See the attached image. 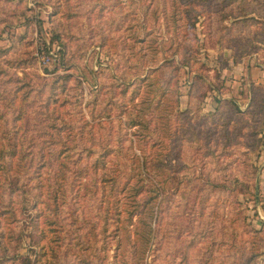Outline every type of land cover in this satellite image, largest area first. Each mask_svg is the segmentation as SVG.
Masks as SVG:
<instances>
[{
    "label": "rangeland",
    "instance_id": "rangeland-1",
    "mask_svg": "<svg viewBox=\"0 0 264 264\" xmlns=\"http://www.w3.org/2000/svg\"><path fill=\"white\" fill-rule=\"evenodd\" d=\"M263 106L264 0H0V264H264Z\"/></svg>",
    "mask_w": 264,
    "mask_h": 264
},
{
    "label": "trees",
    "instance_id": "trees-1",
    "mask_svg": "<svg viewBox=\"0 0 264 264\" xmlns=\"http://www.w3.org/2000/svg\"><path fill=\"white\" fill-rule=\"evenodd\" d=\"M264 107V106H263ZM137 121V120H136ZM138 123L140 122V120L137 121ZM16 162L15 160H13V163ZM2 202H0V210L3 211L1 216L3 217H7L8 213L9 214H14V212L9 208L10 207V204H1ZM5 205V206H3ZM110 210V208H109ZM136 232H139L137 231V228H136ZM152 234H153V231L152 229L149 231V234L146 238V241H147V244L149 245L150 244V241H151V237H152ZM7 237V234L4 233V234H1L0 235V240H5ZM42 251L43 253L35 260V263L34 264H43V261H41V256L45 255L46 254V251L42 248ZM4 258H12V261L16 262L17 260H19V256L18 254L15 256V254H12L10 256V254H7L6 256H4ZM2 259V258H0ZM22 260V263L23 264H30L31 263V260L29 258H25V257H21L20 258ZM29 259V260H28Z\"/></svg>",
    "mask_w": 264,
    "mask_h": 264
},
{
    "label": "built area",
    "instance_id": "built-area-1",
    "mask_svg": "<svg viewBox=\"0 0 264 264\" xmlns=\"http://www.w3.org/2000/svg\"><path fill=\"white\" fill-rule=\"evenodd\" d=\"M51 54H54V53L51 52ZM51 56H52V55H48V56H46L48 61L50 60V58H52Z\"/></svg>",
    "mask_w": 264,
    "mask_h": 264
}]
</instances>
